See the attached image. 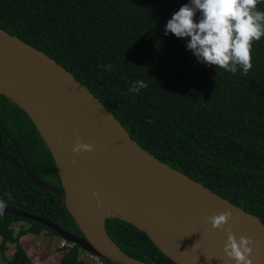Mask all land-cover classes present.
Wrapping results in <instances>:
<instances>
[{
	"label": "trees",
	"instance_id": "trees-1",
	"mask_svg": "<svg viewBox=\"0 0 264 264\" xmlns=\"http://www.w3.org/2000/svg\"><path fill=\"white\" fill-rule=\"evenodd\" d=\"M189 3L0 0V29L69 71L147 152L264 223V38L253 45L247 75L198 63L186 48L188 38L164 34L173 13ZM258 7L264 11V2ZM108 64L111 70L100 67ZM138 79L148 87L130 94V84ZM20 155L40 182L60 188L55 163L36 128L0 95V199L7 208L43 217L82 237L63 202L30 184ZM18 221L30 226L14 235ZM104 228L129 256L149 264H175L131 223L106 218ZM43 230L57 235L40 223L3 213L0 253L26 231ZM7 264L32 263L17 244ZM60 264L86 263L80 248L71 244Z\"/></svg>",
	"mask_w": 264,
	"mask_h": 264
},
{
	"label": "water",
	"instance_id": "water-1",
	"mask_svg": "<svg viewBox=\"0 0 264 264\" xmlns=\"http://www.w3.org/2000/svg\"><path fill=\"white\" fill-rule=\"evenodd\" d=\"M0 95L17 105L39 132L55 163L62 190L40 182L20 155L27 180L63 202L82 237L23 211L6 208L5 214L40 223L65 242L113 264L149 263L129 256L109 239L106 218L125 220L144 231L175 264H193L194 260L235 264L223 252L227 229L237 240L241 236L251 239L249 259L252 264H264V223L258 217L147 152L69 71L3 29ZM77 138L93 145L94 150L74 153ZM71 174L90 184L92 195L116 204L131 220L106 215L101 221L104 238L97 239L75 214L66 184ZM226 211L232 213V219L224 230H214L207 218Z\"/></svg>",
	"mask_w": 264,
	"mask_h": 264
},
{
	"label": "clouds",
	"instance_id": "clouds-1",
	"mask_svg": "<svg viewBox=\"0 0 264 264\" xmlns=\"http://www.w3.org/2000/svg\"><path fill=\"white\" fill-rule=\"evenodd\" d=\"M264 0H190L173 13L168 20L164 34L177 38H188L187 50L191 51L198 63L219 68L233 75L239 70L247 75L252 69L253 45L264 38V11L259 5ZM199 13V20L196 15ZM104 70L113 66L100 65ZM148 85L143 80H135L129 86V93L139 94ZM93 145L76 139L73 152H92ZM75 163V161H73ZM8 195V199H11ZM7 204L0 199V215H3ZM214 230H224L232 219L230 211L222 212L207 218ZM227 240L224 255L235 264H252L253 241L241 236L239 240L231 229L226 231Z\"/></svg>",
	"mask_w": 264,
	"mask_h": 264
},
{
	"label": "rangeland",
	"instance_id": "rangeland-1",
	"mask_svg": "<svg viewBox=\"0 0 264 264\" xmlns=\"http://www.w3.org/2000/svg\"><path fill=\"white\" fill-rule=\"evenodd\" d=\"M29 226L30 224L26 221L14 223L12 228L14 235H17L21 230H27ZM17 244L22 247L32 264H60L64 248L71 245L47 230H43L39 234H31L26 231L19 236L16 244L6 245V250L0 253V264H7L12 259ZM80 258L86 264L101 263L98 257L83 250H80Z\"/></svg>",
	"mask_w": 264,
	"mask_h": 264
},
{
	"label": "bare ground",
	"instance_id": "bare-ground-1",
	"mask_svg": "<svg viewBox=\"0 0 264 264\" xmlns=\"http://www.w3.org/2000/svg\"><path fill=\"white\" fill-rule=\"evenodd\" d=\"M64 178V175H63ZM65 180V178H64ZM68 193L70 201L73 205L75 214L80 221L87 227L97 239L103 240L101 221L106 215H118L126 219H130L116 204L108 201H101L98 195H92L93 188L87 182H82L74 174L68 176L67 181ZM166 251H170L169 247L161 244ZM172 253V252H171ZM193 264H207L202 260H194Z\"/></svg>",
	"mask_w": 264,
	"mask_h": 264
},
{
	"label": "flooded vegetation",
	"instance_id": "flooded-vegetation-1",
	"mask_svg": "<svg viewBox=\"0 0 264 264\" xmlns=\"http://www.w3.org/2000/svg\"><path fill=\"white\" fill-rule=\"evenodd\" d=\"M9 100V99H8ZM10 101V100H9ZM10 102H12V101H10ZM4 103H5V105H7V106H9V107H11V104L10 103H7L6 101H4ZM17 106V105H16ZM18 107V106H17ZM29 118V117H28ZM31 121V120H30ZM33 124V123H32ZM35 127V126H34ZM37 130V129H36ZM38 132V131H37ZM38 134H39V132H38ZM39 136H40V134H39ZM41 137V136H40ZM42 139V138H41ZM43 141V140H42ZM44 142V141H43ZM59 182H60V179H59ZM56 188H58V187H56ZM58 189H60V190H62V186H61V182H60V188H58Z\"/></svg>",
	"mask_w": 264,
	"mask_h": 264
},
{
	"label": "built area",
	"instance_id": "built-area-1",
	"mask_svg": "<svg viewBox=\"0 0 264 264\" xmlns=\"http://www.w3.org/2000/svg\"><path fill=\"white\" fill-rule=\"evenodd\" d=\"M100 264H102V263H100Z\"/></svg>",
	"mask_w": 264,
	"mask_h": 264
}]
</instances>
